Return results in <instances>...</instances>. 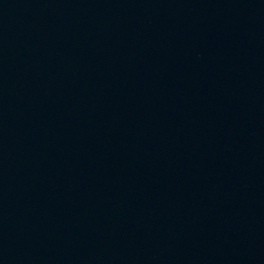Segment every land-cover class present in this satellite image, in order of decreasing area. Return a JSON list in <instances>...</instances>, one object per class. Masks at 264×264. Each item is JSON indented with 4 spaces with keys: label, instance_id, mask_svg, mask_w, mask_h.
Returning a JSON list of instances; mask_svg holds the SVG:
<instances>
[{
    "label": "water",
    "instance_id": "95a60500",
    "mask_svg": "<svg viewBox=\"0 0 264 264\" xmlns=\"http://www.w3.org/2000/svg\"><path fill=\"white\" fill-rule=\"evenodd\" d=\"M0 264H264V0H0Z\"/></svg>",
    "mask_w": 264,
    "mask_h": 264
}]
</instances>
